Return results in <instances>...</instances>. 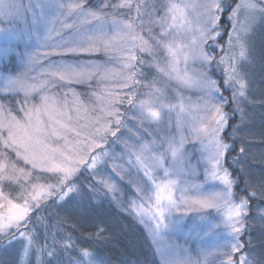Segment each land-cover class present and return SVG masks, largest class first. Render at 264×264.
I'll return each mask as SVG.
<instances>
[{"label": "snow or ice", "instance_id": "snow-or-ice-1", "mask_svg": "<svg viewBox=\"0 0 264 264\" xmlns=\"http://www.w3.org/2000/svg\"><path fill=\"white\" fill-rule=\"evenodd\" d=\"M165 8L164 15L149 23L160 27L158 36L150 35V39H144L136 32L137 18H142L148 5L144 0H119L118 3H111L105 0L100 9L86 10L82 0H0V34H3L5 45L0 47V56L7 57L10 54L19 53L16 51V44L33 39V33L22 32L12 27L14 23L23 19L27 13L32 14L33 24L38 25L46 20L49 14L55 13L57 17H64L62 24L65 27L74 29V35L62 44L56 46V51L44 53L47 58L51 55L65 57L68 55L92 56L102 52L108 57L103 63L94 60L74 63L67 61L49 60L47 67H41L36 77H32V83H28L27 72L16 78L0 77V82H5L4 87L13 92L23 91L25 104L21 107L24 112L23 122L4 114L3 106L0 105V143L5 148H11L18 159H23L26 164H30L36 172H28L25 169H17L15 163H9L7 154L0 153L4 161L8 164L11 172L7 175H0V180H11L19 183L23 178L28 183L20 184L19 193L13 197L11 193L5 194L0 187V241L11 245L14 241L20 243L21 249L19 260L22 262L30 253L36 256L37 264H62L61 252H68L70 249L76 251V255L69 260V264H97L95 253L87 247H79L71 236L62 237L57 241L55 236L45 235L44 243H40L37 230L32 225V214L40 210L46 201L55 198L58 202L67 203L72 199L71 193L81 195V189L75 183V177L82 167L92 171L94 175H101L98 165L109 157L110 153L104 150V145L108 143V136L114 139L115 144L120 137L117 133L126 122L123 119L124 113L120 111V106L127 103L132 109H137L141 122H160L163 118L164 110L169 113L179 107L181 113L184 112V102L181 99L178 104L165 103L161 98L162 90L155 87L153 81L151 85H145L138 77L143 73L138 65H144L146 61L139 53H147L153 56V66L169 78H175L184 87L196 88L201 93V104L197 111L202 112L191 125L194 138L201 141L203 153H207L204 163L205 181L211 180L216 183L218 190L204 191L202 184L183 181L173 178L179 175L175 171V165L182 156V148L185 141L180 138L179 143L169 141L164 153H155L148 143L141 144L139 148L130 146L127 143L125 148L129 149V164H133L132 157H135L136 175L129 174V183L135 184L137 197L129 201L131 210L140 217L141 222H145L144 217L148 216L150 223L155 227L151 230L153 243L157 244V251L160 252L161 264H194L190 259H173L170 254L162 249L158 244L159 235L162 228L178 223L179 218L173 217L174 211H179L181 207L187 211L202 212L204 209L214 210L220 218V223L211 225L212 228H222L227 239L221 246L223 251H218L224 259L219 264H264V257L259 259L251 256L250 251L244 252V244L240 237L246 231V217L251 211L250 199H264V183L258 187H253L246 181L248 196H241L236 199L234 185L237 181L231 178L230 172L222 166V158L229 145L222 142L220 133L227 123V114L223 111L227 100L222 99V93L218 82L212 79L206 71H201L194 75H189L186 68L181 74L179 58L182 56L185 65L191 59L199 62L203 68H211L213 61L219 71L221 67L224 73V86L232 89V102L237 109L240 103L247 99L248 82L246 75L242 71V65L246 63L249 51L245 41L246 28L241 26L238 13L244 10L256 11L257 4L253 0H242L233 8L229 15L232 22V29L228 32V39L224 45L218 42V37L222 34L219 24L220 16L223 12L222 0H196L195 3L185 2L181 5L175 0H166L161 5ZM112 12L106 11L108 8ZM155 4L153 3V8ZM195 11V19H188L185 16L186 9ZM120 9L130 10L127 13L119 12ZM135 10V16L131 10ZM39 10L40 15L36 12ZM260 13H264V7L259 8ZM152 14H155L154 12ZM75 16L80 21V26L76 24L68 25L67 19ZM119 16V18H117ZM128 16V19H124ZM111 17V19H109ZM171 21V22H170ZM9 25L4 27L3 25ZM140 27H143L141 20ZM179 27L186 29V35L190 39L182 44L176 45L169 41L167 37L171 34L170 29ZM111 32V34H109ZM151 34V29H149ZM163 48L167 54L169 62L167 66L161 67L155 59V49ZM219 48L222 55L219 59L210 54L214 49ZM116 61L120 69L108 68L107 65ZM39 63V57L29 55L26 68L34 69ZM173 73L175 76L173 77ZM96 80L103 84L105 81L114 82L113 89L104 88L100 95L93 92L92 95L100 104V113L94 123L85 128H71L65 122V114L58 107V102L52 95L48 94L50 87L66 86L70 84L89 83ZM63 82V83H61ZM141 86L151 87L153 90L147 93V98L137 101V89ZM127 91H114V88ZM39 96V102L29 105L27 101ZM242 111V110H241ZM243 114V113H242ZM70 120V117L68 118ZM74 133V139L68 140L65 133ZM7 132V136L2 133ZM53 137L64 139L65 144L60 147H52L48 141ZM154 143V142H153ZM95 149H101L97 152ZM243 152V149H241ZM170 153L173 163L166 167V155ZM127 154V153H125ZM0 169L4 165L0 164ZM113 171L124 178L126 169L123 166L113 165ZM162 171L163 176L158 175ZM143 173L146 182L139 176ZM18 173V174H17ZM51 174V175H49ZM190 174L195 176V168L190 170ZM35 177L34 181L31 179ZM109 193L113 194V199H117V184L109 175L107 178L101 176L98 181ZM183 183L184 187H180ZM180 191L181 196L177 200L174 192ZM191 193V195H189ZM14 201H22L14 202ZM147 203V207L145 204ZM210 213H203L201 220H206ZM260 221L264 222V208H260L257 213ZM37 217V222H40ZM167 221V223H166ZM105 229L97 226L96 238L103 237ZM251 242L249 241V244ZM239 253L238 260L236 255Z\"/></svg>", "mask_w": 264, "mask_h": 264}, {"label": "rangeland", "instance_id": "rangeland-1", "mask_svg": "<svg viewBox=\"0 0 264 264\" xmlns=\"http://www.w3.org/2000/svg\"><path fill=\"white\" fill-rule=\"evenodd\" d=\"M24 2H27V0H24ZM65 2H67V0H65ZM82 2L84 3L86 10H96L101 8V5L105 2V0H82ZM118 2L119 0H111V3L113 4ZM137 2H139V0H137ZM144 2L148 5V7L145 10L144 16L142 18H137L138 27L136 28V32L143 36L144 39L149 40L150 43L154 44V41L150 39V35L158 36L160 33V27L156 24L149 23V21H154L164 15L165 8L161 5L166 3V0H144ZM175 2L182 5L185 0H175ZM188 2L195 3L196 0H188ZM222 2L223 5L230 6L229 11L231 14L233 8H235L237 4H240L242 0H222ZM253 2L257 4L256 11H249L246 14L244 10H241V12L238 13L241 26L247 29L245 33V41L249 51V56L246 63L242 65V71L245 73L246 80L248 82V89L246 93L247 99L241 101L239 109H237V106L234 103V109L238 112V120L235 126H233L234 132L231 130L229 135L227 134L229 137L232 135V139L247 138L252 142L258 140L259 127H262L263 121L260 117H257L252 114V112H249L246 106L248 101L250 102V89L255 88V79L259 84L260 78H264V13L259 12V8L264 7V0H253ZM153 3L155 4L154 8ZM106 11L112 12V9L109 7ZM129 11L130 10L128 9L119 10V12L124 13ZM153 12L155 14H152ZM131 13L135 16L134 9L131 10ZM184 14L188 17V19H195V11L191 8L186 9ZM230 14L225 17L229 27L228 32L232 29V22L229 20ZM36 15H40L39 10H37ZM117 18H119V16ZM128 18V16L124 17V19ZM109 19H111V17H109ZM64 20V17H57L55 13H52L47 16L46 20L38 25H35L33 24L32 14L27 13L23 19L11 25L19 31L33 33V39L26 41L27 47L25 46V42L16 44V51L19 55L13 53L7 57L0 56V77L11 76L12 78H16L27 72V82L32 83L33 81L31 78L38 75L41 67H47L49 60L59 61L63 59L64 61L70 63H74L77 60L81 62L94 60L97 63H103L108 60V57L102 52L95 53L92 56L68 55L60 57L53 54L45 58L44 53H54L57 50V45L62 44L74 35V29L65 27L62 24V21ZM141 20L143 21V27L139 26L141 24ZM66 23L68 25L76 24L77 26H80V21L75 16L68 18ZM3 26L9 27L7 24ZM149 29H151V34L149 33ZM170 33L171 34L167 37V39L169 41H173L176 45H182L190 39V35H186V29L182 31L179 27H177L170 29ZM109 34H111V32H109ZM227 39L228 34L224 42L220 39H218V42L221 45H224ZM4 45V36L3 34H0V47H3ZM136 51L137 55L142 56V58L146 61L144 65H138V68L143 73L140 77H138V79H140L145 85H151L154 81L155 87L162 90L161 98L165 103L178 104L182 99L185 110L181 113L179 107H177L174 111L169 113L168 110L165 109L163 118L160 122L148 120L141 122L137 109H132L127 103L121 105L120 111L124 113L123 119L125 120L126 125L117 133L120 139L115 144L112 143L114 138L110 135L108 136V143L104 145V150H107L110 155L104 159L102 164L98 165L101 175H94L92 171L85 167H82L80 172L84 171V173H88V175L95 180L92 189H95L100 195H108L111 199H113V194L109 193L102 184L98 183V181L101 176L107 178L110 175L112 177V180L115 181L118 189L115 193L117 198L115 199L116 204H118L119 209H122V211L130 214L143 225L150 243L156 251L157 260L159 264H161L160 252L157 251V244L153 243V237L151 234V230L155 227L154 223H150L148 216L144 217L145 222L142 223L140 217H138L137 214L131 210V206L129 204V201L133 199H136L138 204L141 201L137 197L136 185L129 183V174L135 176L137 173L136 167L134 166L135 157H132L133 164H129V155L131 152L129 149L125 148V144L127 143L130 146H135V148L138 149L141 144L148 143L153 152L164 153L168 147L169 141L179 143L180 138L184 137L185 141L181 150L182 156L175 165V171L179 173V175H176L173 178L183 181L185 179V173L187 172V181L202 184L204 191L218 190V186L211 180L205 181L204 163L207 158V153L202 154L203 145L200 140L194 138L191 131L192 123H194L196 119L203 114L202 112L197 111L199 105L201 104L202 93L196 88L184 87L178 83L175 78H169L159 72L157 68L153 66V56H150L147 53H139L138 49ZM210 54L219 59V55H222L223 53L219 48H216L211 51ZM29 55L39 57L38 65L32 70H29L25 66ZM155 59L159 62L161 67H165L167 66L170 58L163 48H157L155 49ZM11 62L13 63V66L10 65ZM107 67L114 68L116 70L120 69V65L116 61H112L107 65ZM178 67L181 74H183L185 68L189 75L206 71L212 79L218 82V84H222V99L227 100V103L224 104V108L226 104H228L229 99H232V89L224 86L223 68L221 67L218 71L215 61H213L211 68H203L199 62H193L191 59L188 61L187 65H185L183 57L181 56L179 58ZM174 76L175 73H173V77ZM5 82H0V105L3 106L4 114L10 113L11 116L16 117L17 120H21V122H23L24 112L21 111V107L25 104L24 92H13L7 90L4 87ZM113 84L114 82L112 80L105 81L103 84L93 80L89 83L70 84L63 87L58 85L54 88L50 87L48 89V94L52 95L58 102V107L65 114V122L68 123L71 128L83 127L87 130V128L95 122L96 117L101 115L100 104L95 97H93L92 93L96 92L97 95H100L104 88L113 89ZM152 90L153 89L151 87H139L136 90L137 101L146 99L147 93ZM114 91H127V89L121 90L117 87L114 88ZM224 91L226 94H224ZM259 91L264 93V89ZM33 95L35 96V94ZM38 102L39 96H35V99L30 98L27 101L29 105L36 104ZM245 111L246 113H249L246 114ZM69 117L70 120L68 119ZM226 127L227 125H225L223 131L220 133L222 142L229 145V148L225 150L222 158V166L230 172L225 159L229 150L233 148V144L229 143L228 140L222 137ZM2 135L6 137L7 132H3ZM65 135L68 140H73L75 138L74 133L71 131L66 132ZM48 143L52 147H60L65 144V140H58L56 137H53L50 141H48ZM251 148L255 149L256 146H252ZM95 151L99 152L101 149H95ZM238 152L240 154L242 153L240 149H238ZM0 153L7 154L8 162L15 163L17 169L23 168L28 172L38 171L33 170L31 165L26 164L23 159H18L15 152H13L11 148H5L2 143H0ZM172 163L173 158L171 154L168 153L166 155L165 166L168 167V165ZM0 164L4 165V169H0V175H7L11 172V169L8 167V164L5 163L2 155H0ZM114 164L123 166V169L127 170L123 179H121V177L113 171ZM192 168H195L197 175L193 176L190 174V170ZM257 171L259 172V170ZM158 175L163 176V172L160 171ZM139 176L146 182V178L143 177L142 172L139 173ZM231 178L234 180L232 174ZM261 178L263 179L258 181V185L264 183V176H261ZM31 179L34 181L35 177L33 176ZM26 183L28 182L23 178L20 179L19 183L11 180H0V187H2L5 194L11 193V195L15 197L20 191V184ZM180 187H184V184L181 183ZM173 195L174 198L178 200L181 196V192L176 191ZM189 195H191V193H189ZM240 197L241 196L236 193V199L239 200ZM53 200L55 201V198H53ZM51 201L52 200L46 202ZM14 202L22 203V201ZM145 207H147V203L145 204ZM203 213H210L206 220L200 219ZM173 217L179 218V222H174L169 227L162 228L158 239L160 247L167 251L171 258L179 260L190 259L194 262V264H219V261L224 259L223 256L218 254L217 250L219 249V251H223L221 246L226 242L227 237L222 228L211 227V225L220 223V218L214 210L204 209L202 212H195L187 211L185 208L181 207L178 212H173ZM262 225H264V222H262ZM6 240L7 238H4V241ZM4 241H0V251L6 253V250L8 253L12 254L10 255V258L16 259L13 264L30 263V258L32 257L31 253L25 257L22 262L19 260L21 249L20 243H18V247L16 241H14L11 245L6 244ZM7 257H9V254H7ZM34 257L36 260V256ZM238 257L239 253L236 255L237 260ZM95 258L97 264H104L97 257Z\"/></svg>", "mask_w": 264, "mask_h": 264}, {"label": "trees", "instance_id": "trees-1", "mask_svg": "<svg viewBox=\"0 0 264 264\" xmlns=\"http://www.w3.org/2000/svg\"><path fill=\"white\" fill-rule=\"evenodd\" d=\"M222 7L219 24L223 31L218 39L224 42L229 30L225 17L230 14V6L223 5L222 2ZM10 65L13 66V63L11 62ZM219 86L222 93V84ZM254 86V89H250V102L248 101L246 108L263 121L262 127H259L258 140L252 142L247 138L232 139V135L229 137L230 131L234 132L233 126L238 120V112L234 109L235 104L232 99H229L224 108L228 118L222 137L233 144V148L226 155L225 162L234 181H237L234 191L240 196L249 195L246 181L253 187H258V181L263 179L261 176H264V93L259 91L264 89V78H260L259 84L255 79ZM224 94H226L225 91ZM252 146L256 148H251ZM238 149H243V152L241 151L240 154ZM94 182L95 180L88 173L78 172L75 183L81 189L80 196L71 193L72 199L67 203L52 199L32 214V225L37 230L40 243L45 242V235L49 237V243L53 236L57 241H60L62 237L71 236L79 247L89 248L104 264H159L156 251L143 225L130 214L119 209L114 199L106 194L100 195L92 189ZM250 208L251 211L246 217L247 230L242 233L240 240L244 244V252L250 251L251 256L259 259L264 257V225L258 219L257 213L260 208H264V199H250ZM37 217L41 218L39 223ZM97 226L105 229L103 237L99 239L95 235ZM249 241H251L250 244ZM16 244L19 247L18 242ZM5 252L0 251V263L13 264L16 259L10 258L12 254L6 250ZM76 254V251L72 249L66 253L61 252L62 264H69V260ZM31 255L29 264H37L35 254L31 253Z\"/></svg>", "mask_w": 264, "mask_h": 264}]
</instances>
